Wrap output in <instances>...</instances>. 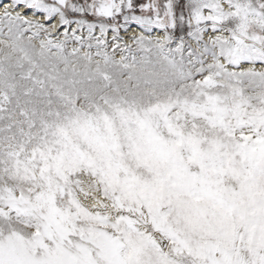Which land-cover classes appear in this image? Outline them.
Returning <instances> with one entry per match:
<instances>
[{
    "label": "snow or ice",
    "instance_id": "6c2138e0",
    "mask_svg": "<svg viewBox=\"0 0 264 264\" xmlns=\"http://www.w3.org/2000/svg\"><path fill=\"white\" fill-rule=\"evenodd\" d=\"M0 264H264V0H0Z\"/></svg>",
    "mask_w": 264,
    "mask_h": 264
},
{
    "label": "rangeland",
    "instance_id": "374dc122",
    "mask_svg": "<svg viewBox=\"0 0 264 264\" xmlns=\"http://www.w3.org/2000/svg\"><path fill=\"white\" fill-rule=\"evenodd\" d=\"M145 2H146V0H145ZM21 12H22V14H29L27 9H21Z\"/></svg>",
    "mask_w": 264,
    "mask_h": 264
}]
</instances>
